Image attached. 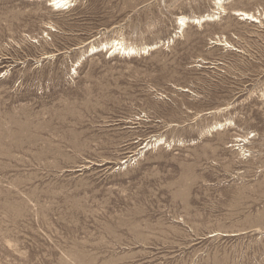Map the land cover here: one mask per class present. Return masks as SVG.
Here are the masks:
<instances>
[{"label": "rangeland", "instance_id": "1", "mask_svg": "<svg viewBox=\"0 0 264 264\" xmlns=\"http://www.w3.org/2000/svg\"><path fill=\"white\" fill-rule=\"evenodd\" d=\"M68 6L0 0V264H264V0Z\"/></svg>", "mask_w": 264, "mask_h": 264}, {"label": "bare ground", "instance_id": "2", "mask_svg": "<svg viewBox=\"0 0 264 264\" xmlns=\"http://www.w3.org/2000/svg\"><path fill=\"white\" fill-rule=\"evenodd\" d=\"M49 1H50V5H52L54 8L56 7V9H57V7H66L70 3V0H49ZM216 1H217V4L219 5V8L222 11H225V8L223 7V2L226 1V0H216ZM235 13L238 14V15H240L242 17V19H247V20L255 21V22H259L260 21L259 20V17L256 14L252 13V12H248V11H245V10H237V11H235ZM208 17L209 18H212L213 16L208 15ZM179 19H180V23H179L180 26L185 28L187 26V22L189 21V18L187 16H181V17H179ZM206 19H207V17H205V16H202V17H194V18L191 19V21H193L194 23H199L200 24V23H202ZM151 47H153V45H146V46H143V47H139L138 48V47H135V46H132V45H127V44H125L122 41L114 40V42L112 44V47H111V49H110L109 52H113V53L114 52H119V53H122L124 55H132V54H135V53H145V52H148L151 49ZM96 50H97V48H96ZM219 127H222V124H220Z\"/></svg>", "mask_w": 264, "mask_h": 264}]
</instances>
